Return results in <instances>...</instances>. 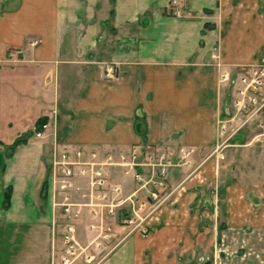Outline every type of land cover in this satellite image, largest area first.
Masks as SVG:
<instances>
[{
  "label": "crops",
  "instance_id": "1",
  "mask_svg": "<svg viewBox=\"0 0 264 264\" xmlns=\"http://www.w3.org/2000/svg\"><path fill=\"white\" fill-rule=\"evenodd\" d=\"M172 1L4 0L0 264H65L66 219L53 206L51 191L45 192L55 153L65 147L85 154L147 144L175 156L193 150L189 164L179 160L171 169L170 199L148 237L131 235L108 253L125 234L112 221V238L101 239L97 250L91 242L98 231L90 228L93 219L86 213L75 222L78 249L69 264H194L198 251L216 237V228L200 221H217V211L201 212V202L209 208L216 198H264V190L228 179L212 186L209 173L216 161L205 160L219 140L217 121L227 116L237 86L222 74L235 77L234 67L264 57V0H177L176 6ZM177 6L180 15L174 13ZM109 63L123 70L117 80L103 76ZM41 117L54 124L53 135L34 136ZM244 137L232 140L235 148L227 147L225 158L240 147L241 156L259 155L242 144ZM19 138L26 141L12 150ZM111 178L125 193L138 187L122 169ZM7 189L10 199L4 201ZM88 254L95 258L88 262ZM202 256L201 264L209 261Z\"/></svg>",
  "mask_w": 264,
  "mask_h": 264
},
{
  "label": "built area",
  "instance_id": "2",
  "mask_svg": "<svg viewBox=\"0 0 264 264\" xmlns=\"http://www.w3.org/2000/svg\"><path fill=\"white\" fill-rule=\"evenodd\" d=\"M171 5L176 6L177 0H173ZM180 12L177 6L174 13L180 15ZM122 73L121 66L109 63L104 67L103 76L108 81H114L120 78ZM235 74V77H232L226 72L221 76L222 80H232L237 86L230 99L227 116L217 121L219 140L210 157L215 155L218 161L225 159L224 151L227 147H232V140L242 135L248 136L250 131H256V134L248 145L257 139L264 145V57L255 63L237 66ZM50 121L48 119L38 129L34 127L36 138H45L53 128L55 129ZM192 152V149H182L181 156H177L178 160L187 164ZM82 154H85L84 149L71 150L69 147L63 148L59 153L56 152L52 161V173L48 179V191L50 190L53 195V206L60 207L66 219L63 244L67 256L62 258L65 264H69V256H75L78 249L75 222L81 216V207L89 205L87 201L81 202L83 198L90 199L92 192L95 191L98 193L99 205H103V200H111V208L107 211L110 222L106 225H90L91 229L98 231L95 240L91 242L95 244L97 250L102 248L101 239L112 238V221L125 229V234L109 249L108 253H110L131 235L148 237L151 234L153 227L159 222L163 204L169 197L168 194H171L169 192L164 195L169 169L178 165L169 150L153 144L134 145L129 150L118 151L104 146L100 150H90L86 160L82 159ZM99 154L103 155L101 161L97 160ZM109 167L122 169L125 174L133 172L138 187L131 194H125L120 182L114 180L109 182ZM78 179L88 180V191L83 190L77 183ZM140 193L147 194V197L142 198ZM108 194L111 198H107ZM114 200L117 203L112 202ZM154 220L157 223H154ZM81 252L83 249L80 250ZM94 258V255H87L88 262Z\"/></svg>",
  "mask_w": 264,
  "mask_h": 264
},
{
  "label": "rangeland",
  "instance_id": "3",
  "mask_svg": "<svg viewBox=\"0 0 264 264\" xmlns=\"http://www.w3.org/2000/svg\"><path fill=\"white\" fill-rule=\"evenodd\" d=\"M3 2L4 0H0V8L1 5H3ZM236 68L234 67L233 75L235 74ZM255 134L256 131H250L248 136H246L247 138L244 137L245 140L244 142H242V144L247 147H253L254 150L259 152V155H256L255 152L252 155L241 156L240 153L243 152V149L240 147L239 151L234 152V154H228V156H226L221 164L220 171H217L216 169L219 166L216 156L214 155L210 157L211 153L206 156L205 160L209 157L211 158L209 160L211 165H213L212 161H216L214 164V166L216 167L214 169V172L209 173L211 182H213L212 186H220L221 184L225 183V180L227 182L228 179V182H230L231 184L243 183L248 185L249 188L259 189L260 191L264 190V145L260 141H258V139L255 140L251 145H248ZM96 150L100 149L96 148ZM82 156L83 160H86L89 157L88 153L84 155L82 154ZM173 156L176 162L179 161L177 156ZM200 157L202 158V156ZM118 158L119 156L117 155V159ZM97 160H103V155L99 154L97 156ZM189 163L190 161L187 164ZM225 163H228L227 167ZM237 167H239V171L234 170ZM172 168L169 169V176ZM116 170L117 167H109V182L113 181L111 175H114ZM51 173L52 169L48 176V179L50 178ZM130 173L133 175V172ZM80 181L82 182V184L80 185L82 186L83 190L88 191V180L82 179ZM120 184L122 185L121 182ZM47 188L48 181L47 187H45L46 193ZM167 189L168 193L171 192V187ZM205 189L208 188H203V191H205ZM125 194L128 195V193ZM129 194H131V192ZM168 195L169 197L171 196V194ZM141 197L146 198L147 194L142 193ZM107 198H111L110 194H108ZM123 198H125V196H123ZM216 200L217 203L208 205L209 208H207V206L202 207L203 202L200 203L201 212L217 211L218 214L217 221H213L211 217H206V219H201L200 221L202 224H204L205 227L208 226V228H210L212 226L216 228V237L214 242H210L206 250L198 251L199 256L205 255L202 256L203 258L201 259L205 260L208 258L209 260L206 261V263L204 261V263L202 264H264V198H216ZM85 201H87L89 205H87L86 207H81V216L88 213L93 219L90 221H93L92 224H94L95 226L101 224L106 225L110 222L107 217V211L108 208H111V200H103V205H99L98 193L93 191L90 199L89 197H87L81 200V202ZM179 201L181 202V200ZM112 202L117 203L116 200ZM180 202L179 205H181ZM125 208L127 209V207ZM183 209L186 208L183 207ZM222 212H227V214L230 215V218H227V215H223ZM154 223H157V221L154 220ZM208 233L209 235H211V232ZM209 235H207V239H209ZM199 256L196 257L194 264H201V260L199 261ZM63 257L64 255L61 257V259Z\"/></svg>",
  "mask_w": 264,
  "mask_h": 264
},
{
  "label": "trees",
  "instance_id": "4",
  "mask_svg": "<svg viewBox=\"0 0 264 264\" xmlns=\"http://www.w3.org/2000/svg\"><path fill=\"white\" fill-rule=\"evenodd\" d=\"M47 120H48L47 117H41V118L37 121L35 127H36L37 129L40 128L41 125H42L43 123H45ZM33 134H34V131H33ZM25 141H26V138H19L18 140H16V141L14 142L13 146L11 147V149L13 150L14 147H15L16 145L21 144V143H23V142H25ZM7 155H8V154H7ZM3 198H4V201H9V199H10V189H7V190L5 191V194L3 195Z\"/></svg>",
  "mask_w": 264,
  "mask_h": 264
}]
</instances>
